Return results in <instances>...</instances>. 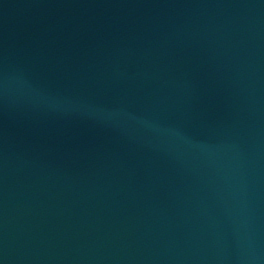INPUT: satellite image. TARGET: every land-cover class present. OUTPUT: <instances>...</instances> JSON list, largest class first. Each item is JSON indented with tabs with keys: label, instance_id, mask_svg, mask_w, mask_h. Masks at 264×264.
<instances>
[{
	"label": "water",
	"instance_id": "1",
	"mask_svg": "<svg viewBox=\"0 0 264 264\" xmlns=\"http://www.w3.org/2000/svg\"><path fill=\"white\" fill-rule=\"evenodd\" d=\"M0 264H264V0H0Z\"/></svg>",
	"mask_w": 264,
	"mask_h": 264
}]
</instances>
